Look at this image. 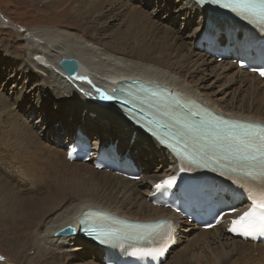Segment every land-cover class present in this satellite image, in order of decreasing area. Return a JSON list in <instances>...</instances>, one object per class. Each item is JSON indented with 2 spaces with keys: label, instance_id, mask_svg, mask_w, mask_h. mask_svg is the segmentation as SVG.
<instances>
[{
  "label": "bare ground",
  "instance_id": "1",
  "mask_svg": "<svg viewBox=\"0 0 264 264\" xmlns=\"http://www.w3.org/2000/svg\"><path fill=\"white\" fill-rule=\"evenodd\" d=\"M57 1L58 3H56ZM62 1L55 0V3L59 5ZM170 1L171 4H174V1ZM125 2L128 3L127 1ZM105 3L110 5L113 0H98L94 4L95 9L93 12L102 9ZM130 7L134 9L140 8L136 5ZM180 8L181 19L184 17V22L189 20L192 23H187L185 30H190L191 28L194 30L193 34L186 37L189 40V46L183 43L184 49L177 44V48L172 49L170 53L168 52L169 49L165 42L174 43V39L179 41L185 38L182 35L175 36L170 29H166L165 34L159 36L164 38V40L160 38L157 40L153 38L148 40L146 38H132L129 37L130 30H127L126 33L120 35L118 44L114 46L116 47L115 49H106L98 47L90 35H87V38H83L67 28L50 24L49 26L33 29L27 34L28 37L25 38V42L27 43L29 61L25 64L26 71L31 73L35 70L34 60H37L33 58L35 55L42 60L45 58L49 59L51 62L50 68L46 74H42L43 82L50 87L49 96L55 95L62 100H75L77 95H81L83 100L77 102L78 109H81L84 103H91L97 109L99 107L106 109L107 105L99 102L104 101L101 98V93L109 95L110 90L113 89V82H108V77L112 80L125 77H141L147 81L173 85L184 91L188 96L203 100L229 116H241L264 121V110H254L251 108V103H249L251 104L250 106L247 105L245 107L236 105L233 99L228 101L224 97H213L211 93L202 91L201 87H198L188 79L191 73L187 72L184 64L191 56L198 55V59H202V66L212 62L207 58L205 49L198 46L197 39L204 37V39L208 40L213 34H216L223 42L227 39L226 29L213 34L206 32L204 29L206 18L203 22V15L197 11L196 5L192 0H180ZM71 10L70 12L73 14L76 12V17L73 16L76 24L86 23L88 18H91V12L89 11L73 5ZM162 11L168 12V7L166 6ZM175 13L177 14L178 12L175 11ZM141 15L142 18H147L146 13L141 12ZM155 17L157 20H161V17H158L155 13L150 15V21L156 24L157 20H154ZM87 26L92 28L90 25ZM149 34L151 36L155 35L153 32H149ZM171 34L173 35L171 36ZM204 39L202 42H204ZM257 42L255 41L253 47L258 46ZM190 45L194 50L190 48ZM72 46L75 47L74 51L69 50V47ZM185 49L187 50L185 51L186 55L182 53ZM66 58L77 61L78 67L70 66L74 69L78 68L75 76L70 74L68 70L63 69L61 62ZM173 58H178V60L172 62ZM181 62H183L182 65H180ZM219 64V68L213 71V75L217 77L216 81L224 78V76H227L224 74L228 73L230 75L227 77L224 86L242 83L240 87L250 88L254 92L253 98L260 92L264 95V80L260 79L254 72L240 71L239 74L232 70L235 69L236 64L231 62ZM92 77L94 84L96 85L97 83L98 85L95 89H92L93 87L90 85V83H93ZM13 83L17 88L21 84L17 79ZM204 87L208 91L210 85H204ZM244 101L242 100L241 104ZM253 101L257 102L255 99ZM57 102L59 104L62 103L60 101ZM4 103L0 97V170L6 177L4 178L0 174V222L6 227L7 225L16 227L15 231L14 228H10L14 235L12 239L15 242L20 241L17 227H24L23 236L29 237L36 232L35 250L39 253H44L49 249L48 252L56 253V264H65L67 259L73 261H68V264H98L85 256L78 260V251L69 255L65 253V250L64 252L61 251V249L65 248L64 245L67 240H73L70 243H74L77 240V242L84 245L85 249L89 246L94 250L96 248L98 251L97 245L90 239L87 240L80 235L69 237V239L54 238L52 234L67 223L73 222L88 207L93 206L112 210L125 218L139 220L165 219L169 218V215H175L174 212H166V210L156 208L148 202L149 195L155 192L153 189H148L145 193V189L142 190L140 188V185L143 184V187H145L144 182L140 184L138 181H131L112 172H103L104 170L99 168L95 170L94 165L90 162L69 163L66 160V152L64 160H60L62 151H65V147L72 142L68 143L69 140H73L72 137L79 128L94 136V130L88 131L86 125H81L79 122L80 117L71 116L73 119L76 118L75 125L71 124V127H74L72 131L68 129L67 125L63 126V129L58 130L61 127L60 123L53 125L55 128L49 127L50 131L48 133H52L50 140L59 144L57 148L41 140L46 134L44 132L36 135L34 130L30 128V131H28L27 127L22 124H16L14 130L10 120L7 119V122H4L2 119L3 114L15 108L14 102L13 107L7 108ZM262 103L259 105H262ZM64 105H66L65 102ZM81 110L85 112L86 106ZM32 114H34L33 111ZM71 117H66L64 120L68 122ZM63 130L64 135L62 134ZM117 135L118 133L114 132V137ZM63 136L66 137L64 143H62ZM95 141H99V137L95 138ZM146 143L145 146L148 149L154 150L156 148L150 142ZM61 144L63 148H60ZM24 156H27L29 161H27L28 168L25 171L22 170L24 168H22ZM17 157L21 161H18ZM32 159L39 163L33 165L31 163ZM170 173L171 171L166 168L163 175L168 176ZM22 175L33 179L38 178L39 181L36 182L34 180L33 184H28L25 180H22ZM54 177H59V179L56 180ZM26 188L29 190L33 189L31 190L33 194L30 197L23 193ZM97 193L104 195V199H100ZM137 200H141V202ZM131 206L136 208H131ZM250 206L251 203H245L236 210L235 215L228 214L223 217L224 224L219 228L199 230V233L195 235V248L189 251L182 250L183 239L177 240L170 247L175 238L173 237L172 241L167 244L166 251L169 257L174 250L179 251V254L175 256L174 260L167 261L166 264H264V259L261 255L264 252V247L261 244L237 239L228 231V225L231 222L230 216H237ZM119 220L120 223L123 222V219ZM40 224L41 227L39 228L42 231H39L38 228ZM32 229L34 230L31 234ZM181 237L183 238V235ZM224 238L228 239V241H224ZM213 243L217 245L213 247ZM222 244L225 246H222ZM57 253H59L61 258L59 260ZM97 254L101 256L99 251ZM90 256H92L91 253ZM43 257L44 255L41 254L39 260L31 259L29 264H36ZM43 260L45 261V257ZM45 262L47 263V260ZM0 264H10V260H4ZM47 264L52 263L48 262Z\"/></svg>",
  "mask_w": 264,
  "mask_h": 264
},
{
  "label": "rangeland",
  "instance_id": "2",
  "mask_svg": "<svg viewBox=\"0 0 264 264\" xmlns=\"http://www.w3.org/2000/svg\"><path fill=\"white\" fill-rule=\"evenodd\" d=\"M172 1H174V4H171L170 0H113V3L110 5L109 3H105L102 9L93 12L95 9L94 4L98 2V0H63L59 5H56L58 1L55 3V0H0V97L5 102L4 104L6 108L11 106L13 107V102L15 106L13 110L6 111L3 114L2 119L4 122H7V119L10 120L14 130L16 124H22L27 127L28 131H30V128L34 130L36 135L44 132L46 134L41 140L44 143L54 145L58 148L59 144L50 140L52 136L51 132L48 133L50 128H55L53 125L60 123L61 127L58 130L63 129V126L67 125V127H69L68 129L72 131L74 127H71V124L75 125L76 118H71L68 122H66L64 118L71 117L70 113L72 112L78 113L76 117H79V114L82 112V110L77 108V102L83 100L81 95H77V98L73 100L69 107H66L62 103L59 104L55 100V95L49 96L50 87L45 84L42 79V74H46L50 68L51 62L49 59L45 58L42 60L40 57L35 55L33 57L34 59H37L34 60L35 70L31 73L26 71L25 64L29 61V59L27 57L28 50L25 38L28 37L27 34L29 31L43 26H49L50 24H56L57 26L67 28L74 33L81 35L83 38H87V35H90L91 39L100 48L115 49L116 47L114 46L118 44L120 35L126 33L127 30H130L129 37L132 38H146V40L149 38H153L155 40L160 38L164 40V38L159 36H163L165 34V30L170 29L175 36L182 35L185 37L183 40L179 41L174 39V43L165 42L169 49L168 52L170 53L172 49L177 48V44L181 45L182 48L183 43L186 46H189V40L186 37L194 33L193 28L185 30L187 23H192L188 22V20L184 22V17L181 19V8L179 9L180 0ZM72 5L91 12V18H88L86 23L82 22V24H76L73 19V16L76 17V12L74 14L70 12ZM133 5L140 8L134 9L130 7ZM166 6L168 7V12L162 11ZM175 11L178 13L176 14ZM141 12L146 13L147 18H142ZM153 13L157 14L158 17H161V20H157L156 17L154 18V20H157L156 24L153 21H150V15ZM87 25L92 26V28H89ZM149 32H153L155 35L151 36ZM173 34H171V36ZM190 48L194 50L191 45ZM69 50L74 51L75 47H69ZM185 51L187 50L185 49L182 53L186 55L187 53ZM85 56L87 57V55ZM38 58H40V60H38ZM207 58L212 62L203 66L201 64L202 59H198V55L196 54L191 56L189 60L185 61L184 68L187 72L191 73V76L188 77L189 80H191L198 87H201L202 91L211 93L213 97H224L228 101H232L233 99L236 105L246 107L247 105L250 106L252 104L251 108L254 110H264V103H262L264 102V95L262 92L255 95L253 98L254 92H252L250 88L240 87L242 83L224 86L225 81L230 74L225 73L224 75L227 76H224V78L216 81L217 77L213 75V71L219 68V63L226 62H216L208 56ZM177 60L178 58H173L172 62H176ZM182 64L183 62H181L180 65ZM170 68H172V66H170ZM16 79L21 82L18 88L13 83ZM90 85L93 87L92 89H95L98 86L97 83L96 85L94 83H90ZM204 85H210L208 91ZM253 99L257 102L255 103ZM242 100L245 101L241 104ZM260 103H262V105H259ZM32 111L34 114H32ZM64 112H69V114L65 116ZM85 116H87L86 113ZM71 121L73 122L71 123ZM62 134H65L64 130ZM65 138V136L62 137V143H64ZM60 148H63L62 144L60 145ZM61 155L60 160L63 161L64 152H62ZM18 161L21 160L18 159ZM27 161L28 157L24 156V159L22 160V168L24 167L22 169L23 171L28 168L27 163L29 161ZM2 173V170H0V174L6 178L5 175H3L4 173ZM54 178L56 180L59 179V177ZM143 185H140L142 190L145 189ZM23 193L28 197L32 195V193H29L27 190H23ZM97 196H99L102 200L104 199V195L101 193H97ZM137 201L141 202V200ZM131 208L136 207L131 206ZM39 227H41V224L38 225V228ZM10 228H14V231L16 229L13 225H10V227L7 225L6 227V225H3L0 222V257H3V259H0L1 263L4 260H10V264H29L31 259L39 260L42 254L45 257V261L47 260V263L50 262L52 264H56L55 260L57 257L55 252H48L49 249H47L44 253H39L35 250L36 232L33 233L34 229L31 230V234H33L27 237L26 235H22L25 228L17 227V231L19 230L18 235L20 241H16L18 242L16 243L14 239H12L14 235ZM39 231L42 230L39 228ZM198 233L199 232L197 231L196 234ZM196 234L191 233L190 236H192L190 238H186L187 234H183V238L185 239L182 241V250L189 251L195 248ZM224 241H228V239L224 238ZM70 242H73V240H67V243L64 245L65 248L61 249L62 252H64V250H70L66 253L69 255L80 251L86 258L92 259V256H90L88 252L89 246L85 249L84 245L77 242V240H75L74 243ZM216 245L217 244L215 243L212 244L213 247ZM222 246L225 245L222 244ZM95 251L98 253L96 248ZM57 254L59 256V253ZM178 254L179 251L174 250L169 257V260H174L175 256ZM44 257L36 264H47L43 260ZM68 261L69 260H65V264H68ZM69 262L73 261L71 260Z\"/></svg>",
  "mask_w": 264,
  "mask_h": 264
},
{
  "label": "snow or ice",
  "instance_id": "3",
  "mask_svg": "<svg viewBox=\"0 0 264 264\" xmlns=\"http://www.w3.org/2000/svg\"><path fill=\"white\" fill-rule=\"evenodd\" d=\"M212 2L223 3L224 8L231 9L233 12L264 25V0H212ZM259 72L261 76H264V68L259 69ZM101 98L104 100L118 99L116 96H109L104 93H101ZM125 103H129V101H125ZM207 123L212 131L210 134H206L204 143L197 145L184 143L183 148L177 149L176 145L169 144L167 139H163L161 142L169 144V147L178 151L182 159L189 162L196 163V157H199L200 160L204 161L205 167L211 161L229 168L232 172L243 173L256 180L264 181V126L229 120H210ZM188 127L191 128V125ZM69 157H71V153H69ZM184 170L181 168V171ZM175 183L176 177L172 176L157 184L156 187H171ZM231 211L235 212L236 209L233 208ZM134 227L147 230L144 235L140 236L143 239L146 236L160 234L159 230L164 225L157 223ZM173 231L171 225H168V234L165 237L167 242H171ZM229 231L253 238L259 234H264V191L252 194L251 206L232 220ZM94 234L97 240H102L104 243L119 239L121 236L120 230L115 228H100L95 233L88 232V235ZM167 242L160 247L135 249L133 255L161 256L167 250Z\"/></svg>",
  "mask_w": 264,
  "mask_h": 264
},
{
  "label": "water",
  "instance_id": "4",
  "mask_svg": "<svg viewBox=\"0 0 264 264\" xmlns=\"http://www.w3.org/2000/svg\"><path fill=\"white\" fill-rule=\"evenodd\" d=\"M61 64L63 66V69L68 70V72L70 74H72L73 76H75L77 74L78 68L74 69V68L70 67L71 65L78 67L77 61L75 59H71V58L63 59ZM78 231H79V224L77 222H73V223L67 224L65 227L57 230L54 234H52V236L69 237V236L77 235Z\"/></svg>",
  "mask_w": 264,
  "mask_h": 264
}]
</instances>
